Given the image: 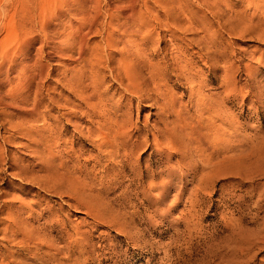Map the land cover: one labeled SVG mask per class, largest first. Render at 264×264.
Wrapping results in <instances>:
<instances>
[{
    "label": "rangeland",
    "instance_id": "obj_1",
    "mask_svg": "<svg viewBox=\"0 0 264 264\" xmlns=\"http://www.w3.org/2000/svg\"><path fill=\"white\" fill-rule=\"evenodd\" d=\"M220 7L225 13L224 17L228 18L229 26L209 12L210 7L205 0H139L134 8L135 15L147 21L144 26L152 27L154 36L151 42L144 43L142 53L150 54L151 61H154L160 54L153 55V48L165 44L170 54L171 47L181 43L182 50L192 55L189 80L176 81L173 75L167 76L172 82L166 85L167 90L163 86L164 98L161 97L158 104H153L150 101L137 103L135 97L115 92L118 86L108 74L106 51L99 47L103 36L101 25L106 20L107 12L105 1L100 0V20L96 32H92L89 37L90 43L99 44L92 50L94 55L90 56L91 65L83 60H75L69 62L68 67L84 66L86 77L90 75L89 69L98 70L100 76L106 75L103 81L99 80L95 88L97 93L111 88V95L108 93L104 97L107 109L111 110V116L114 114L112 117L131 124L127 129L132 131L128 142V148L133 147L132 159L124 169L118 163H111L116 168L115 174L110 171V165L106 173H97L106 163L94 165L91 158L95 151L88 155L80 153L82 148L79 141L86 143V149L91 146L73 128L72 119L61 135L62 129L59 127L66 124L62 120L65 117L58 125L53 121L55 110L47 114L45 106L50 99L58 98L59 104L63 105L62 112L67 113L70 109L64 105L66 96L69 102H74L76 98L60 85L56 86V79H62L59 74L61 67L56 59L45 63L46 69L51 70L52 74L44 80L39 106L41 110L46 109L44 114L48 117L44 123L47 127L56 128L57 135L63 141L59 139L58 146L52 145L51 151V162L57 168L56 171L59 168V174L55 173L53 177L59 175L58 180L46 175L47 165L34 156L27 137L10 126L21 123V116L9 108H0V230L6 210L19 208L21 218H26L33 228L35 226L39 232L42 231L39 234L43 239L39 237L43 244L41 249L29 247L24 251L16 241L6 240L0 231V252L2 249V254L8 250L13 252L12 258L5 260L7 264H52L53 257L55 264H264V41L257 38L256 32L252 34L254 31L248 33L244 30L240 33V28L248 25L249 21H257L252 7L247 8V4L240 0H220ZM153 14H159L158 19L161 21H155ZM162 14L178 17L184 25L191 23L192 27H202L205 22L206 26L214 29L218 42L216 47L220 51L217 52V67L212 66L211 49L206 51L205 59H201L197 45H189L187 39L191 35L184 36L185 40L179 37L174 41L169 40L165 27L174 28L166 23V16ZM236 28L240 30L237 33ZM157 33L166 35L163 42L157 39ZM112 57L114 64H109L115 65L121 56L120 53L112 52ZM258 59H262L260 63ZM86 77L83 78V85L87 84ZM111 82L113 87H110ZM197 85L202 87L199 94L190 95V89ZM162 98H168L166 100L169 102L172 100L176 112H189L191 116V120L188 119L191 129L188 126L187 130H183L186 134L174 137L175 143L172 142L180 148L179 153L172 151L170 143L156 150L149 142L152 140L151 133L172 118L159 113ZM197 100L208 104L207 114L205 112L202 115L206 120L199 124V119L194 115ZM215 120H219V123ZM42 122L39 120L36 123L38 130L43 128ZM75 122L79 129L80 126L84 130L89 127V124L80 125L82 122L79 119ZM43 133V137L47 138L49 133ZM207 139H212L219 148L215 153L208 154L209 150H205L209 145ZM186 142L190 144L186 146ZM184 147L189 153L183 152ZM186 154H191V157ZM62 159L66 160L65 165ZM73 166L76 172L69 170ZM66 169L69 171L66 172ZM80 169L88 171V174H79L77 170ZM73 173H78V177ZM42 234L49 239L43 238ZM49 241L54 242L55 246ZM44 245L51 246L50 253L55 252L56 248H60V252L55 256L49 254L52 258L41 262L34 254L35 251H46Z\"/></svg>",
    "mask_w": 264,
    "mask_h": 264
},
{
    "label": "bare ground",
    "instance_id": "obj_2",
    "mask_svg": "<svg viewBox=\"0 0 264 264\" xmlns=\"http://www.w3.org/2000/svg\"><path fill=\"white\" fill-rule=\"evenodd\" d=\"M104 1L106 3L107 12L105 14L106 20L104 19L101 25V28H102L101 34H103V36L101 35V40H100L102 45L99 46V44H94L92 42L90 43L89 37L92 32H96V25L98 24L100 20V16H98V13L100 10V0H0V108L1 109L9 108L15 113L19 114V116H21L22 118L21 123H16L15 125L11 124L10 126L15 131L17 129L21 135H24L27 137L29 141L28 144H30L31 148H33L34 156L37 159H39L41 162H44V164L47 165V166L46 165L44 166H46L45 168L46 175L49 177L50 176L53 177V175H56L55 173L59 171V168H58V171H56L57 168L53 165V162H51V158H52L51 151H52V145L54 144L57 145L60 141L59 139H61V137L58 136L59 135L58 132H56L55 130L56 128L53 129V127L52 128H50L49 126L47 127L46 123H44L45 118L48 117L47 116L48 112L50 110L52 111L53 109L55 110L56 115L55 117L53 116L54 119L53 118L52 119L56 124L58 125L61 124L60 123L61 119L65 117V119H62V120H65L66 124H63L61 127H59V129H62L60 130L61 135L63 134V132H65L64 130L67 128V126H69L68 125V123H70L69 121L73 120L74 125L72 124V126H74L73 128H76L77 130L75 131L79 133L80 137H83L82 140L89 142L91 146V148L89 147L90 149H86L85 148L86 143L79 141L80 142L79 144L81 145V148H82V151L80 148V151H81L80 153L88 155L89 152L95 151L96 153L94 155L92 154L93 157L91 158L92 162H94V165L95 163L99 165H101L102 163L103 164L106 163L105 166L102 165L101 168H99L101 170L98 169L99 170L97 172L98 174L106 173L108 170L107 166L110 165L111 163L120 164V168L126 167L125 165H127L128 162H130L132 159L131 154H132L133 147L128 148V142L130 140L129 138L131 134L130 133L131 129L130 131L129 129H127L131 124L128 125V121L123 120L121 118L119 119L118 117H115V118L112 117L114 114L111 116L112 114L111 110L107 109L108 104H106L105 102L106 98L104 99V97L109 93L111 88L109 89V91L108 89L107 90L103 89L104 91L99 92V93H97L98 90L95 89L97 84L99 83V80L101 79V81H103L106 75L100 76V73L98 72V70L89 69L90 75L86 77L84 75L85 74V71L83 68L84 66L82 68H75L74 66L72 68L71 67L69 68L68 67L69 62L73 63V61L75 60H81V61L83 60L84 63H86L87 65H91L90 56L94 55V53L92 52L93 48L94 47L96 48L98 46L100 48L102 47V50H105L106 51L105 53L107 54L106 56L107 58L105 59L107 61L106 67H108V74L113 80V82H115L118 86L115 89V92L116 91L119 92L120 94H122V96H126L127 94L131 95L132 97H135L137 99V103L144 102V101H146L147 103L148 101H150V102H153V104L155 103L158 104L157 101L161 97H163L165 93L164 90L168 89L166 88L167 87L166 85L168 84L170 80L168 79L167 76L173 75V77L177 78L176 81H179V80L188 81L189 80L188 78L191 75L192 68L190 67V63H192V55L190 54L189 56L184 50H182L183 47L181 46V43H179L178 46L171 47L170 54H168L165 48L166 47L165 44L162 45L161 47L158 46L156 48H153L152 50L155 52V54L153 53V55H157V53L160 54V55L158 54L159 58H156L154 61H151L150 54L142 53L141 49L143 48L144 43L147 41L151 42L150 39H152L154 36L151 30L152 27L144 26V24H146L147 21L144 20L143 17L137 14L135 15L136 12L134 11V8L137 6L139 0H104ZM240 1L243 3L245 2L247 4V8L252 7L253 14L255 16L257 15V21L254 23H251V21H249L248 25H245V27L240 28L241 31L238 30L239 28H236L237 29L236 33L237 31H240L241 33L244 30L246 32L249 31L248 33H252L250 31H254V33L252 34L255 35V32H256L257 38L264 41V1L263 0H240ZM205 2H206V5L210 7L209 12L212 15L216 16L219 20H221L224 25L229 26L228 18L224 17L225 13H223V11L221 10L220 0H212V1L205 0ZM244 12L242 14H244ZM247 12H249V10ZM153 15L154 16L152 18L155 21L157 22L161 21L158 19L159 14L158 15L153 14ZM162 15L166 16V21H167L166 23L170 24L174 28V30H172L170 28L165 27V30L168 33L166 35L169 40L171 39V41H174L178 39V37L181 38V40H185L186 38H184V36H186L187 34L188 36L191 35L187 39L189 45H193V46L197 45V49H198L197 53L199 54L201 59H205L204 56L206 54V51L208 49H211L212 50L211 59H213L212 66L214 68L217 67V52H220V51L216 47V44L218 42L216 43V38H215L216 31L214 29L206 26L205 22H203V25H201L202 27H196V26L192 27L191 23H188L187 25H184L183 23H181L178 17L174 18L173 16H170L167 14H162ZM236 24L238 25V23ZM233 27L235 28V26ZM166 35L157 33V39L160 40V43L163 42V38ZM112 52L120 53V56H121L119 57V59L116 60L115 65L109 64V63L114 64L113 59H112L113 58ZM55 59L56 61H58V64L61 67V71L59 72V74L62 75V79H56V86L57 84L60 85V87L64 88L68 92L69 95L75 96L76 97L75 101L77 100V102L75 101L69 102L68 101L69 98L66 96L64 105H66L67 108L70 109V111L65 113V112H62L63 105L59 104L58 98L55 100L50 99L49 100L50 102L45 106V108L47 109V114H44L46 113V109H43L44 110L43 111L41 110V106H39L40 100L43 95L42 85L44 83V80L45 79L47 80L48 78H50L52 74L51 70L46 69L45 63L48 60H55ZM261 60L262 59H258L257 61L260 63ZM84 77H86V81H87V84L85 85L82 84L84 81L83 80ZM170 82H172V80ZM88 86H90V89ZM163 86H164V90H163L164 93L162 92ZM200 86L199 85L193 86V87L191 86L192 88L190 89L189 94L190 95H196L197 93L199 94L202 88ZM110 87H113L112 82L110 83ZM165 96H168V95L165 94ZM166 99L168 98L163 99L162 104H159V109H160L159 113L165 116L168 115V117L172 116V118L170 120L168 119V121L163 122V125H161L162 127L159 126L160 129H155L154 132L151 133L152 140L149 142H151V144L154 146L156 150L162 149L163 145L166 146L167 144L170 143L172 145L171 147L173 149L172 151L174 152L178 150L180 151V148L177 146H174L172 142L175 141V140L173 141V139H176L174 137L181 135L182 133L184 134L183 130L188 129V126L190 125L188 119L191 120V116L189 115V112L188 113L187 112L183 113V111L176 112L175 111L176 109L174 110L173 102H171L172 100L169 102ZM195 104L197 105H196V110L194 112V115L197 120L199 119L197 121V124L203 123V121L206 119H204L202 115H205L204 114L205 112L207 114L208 104L206 105V103L201 100H197ZM178 106L179 104L177 105V107ZM211 107H214V106H211ZM180 109L178 108V110ZM131 111H132V108H131ZM217 111L219 110L217 109ZM76 113H78V115ZM191 114H192V111H191ZM76 119H79V121L82 122L80 123V125L89 124V127L87 129L85 128L86 130H84L82 129L83 127L80 126V129H79L76 125L78 123L75 122ZM39 120L43 121L42 122L43 128L38 130L36 127V123H38ZM160 121L161 120H159V122ZM218 121L216 122L219 123ZM155 126L156 124L154 125V127ZM200 127H201V124H200ZM189 128L191 129L190 126ZM44 131H47V133H49L48 134L49 138L43 137ZM61 142H63L62 139H61ZM207 142H209V145L206 147L205 150L206 151L209 150L208 154L215 153L214 151H216V149H219L217 146H215L212 139L209 141L207 139ZM65 143L67 144L66 140H65ZM142 143L144 144V141ZM189 144H187L186 142V146ZM63 147H66V145ZM60 150H62V148ZM183 152L189 153L186 148L183 150ZM169 155H172V154H169ZM186 155L189 156L191 154L189 155L186 154ZM211 160L213 161V159ZM65 161L64 160L62 161L63 164ZM56 165H57V162H56ZM117 166L118 165H116V167ZM117 168H119V166ZM96 169L97 168H95V171ZM109 169L110 171L112 170V172H114L115 174L116 172L115 166H111ZM67 170L68 169H66L65 171L68 172L69 170H71L73 172H76L74 166L70 168L68 171ZM85 171L82 169L77 170L79 174L84 173L83 175H87L88 171L87 172ZM109 173L111 172H108V174ZM77 174L74 175L73 173V175L76 176V178L79 175ZM88 176H85V177H88ZM38 178L40 179V177ZM53 178L58 180L60 176L58 175L57 177H53ZM62 180H64V178ZM66 182H68V180ZM78 183H80V181ZM45 185H47V183ZM56 185H58V183ZM92 185L94 186L95 184H92ZM93 186L92 188H94ZM73 188H75V186ZM80 188H81V185H80ZM87 188H89L88 184H87ZM78 192H79V189H78ZM7 202L9 203V201ZM2 204H4V202ZM18 210L19 208H16V209L13 208V209L6 210L7 213L5 216V220L3 221L4 224L0 231L3 233V236L5 237L6 240L12 239L16 241L15 243L18 245V247H21L24 251L27 250L29 247L35 248V250H37L38 248L41 249V247L43 246L42 244L43 239L42 237H40L39 233H41L42 231L39 232L38 229H35L34 225H33L34 226L33 228L30 224V221L27 220L26 218H21ZM29 219L31 218L29 217ZM19 236H20V239H17ZM44 236L45 235H43V238L46 237ZM47 237H49V235ZM45 239H49V238H45ZM29 243H31V246H29ZM53 243L51 244L54 245L55 243L54 244ZM44 246L46 247L45 248L46 251L43 252L42 250L43 253H37L35 251V254H34V257L37 260H40L41 262L43 261L46 262V260H48L47 258H52L50 257L49 254H51L52 256H55L60 252V248L59 249L54 248L55 252L52 251L53 253L52 254L50 253L51 251L49 252V250H52L51 246L49 247H47V245H44ZM1 252H0V264H7L5 260L8 261V259L12 258L13 252L10 250H8L6 254H2ZM20 253L22 254V252ZM52 260H53L52 264H55L54 257Z\"/></svg>",
    "mask_w": 264,
    "mask_h": 264
}]
</instances>
